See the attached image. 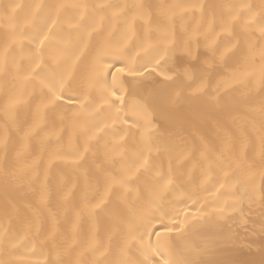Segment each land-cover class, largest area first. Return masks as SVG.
<instances>
[{
    "label": "snow or ice",
    "instance_id": "6c2138e0",
    "mask_svg": "<svg viewBox=\"0 0 264 264\" xmlns=\"http://www.w3.org/2000/svg\"><path fill=\"white\" fill-rule=\"evenodd\" d=\"M0 264H264V0H0Z\"/></svg>",
    "mask_w": 264,
    "mask_h": 264
},
{
    "label": "bare ground",
    "instance_id": "6f19581e",
    "mask_svg": "<svg viewBox=\"0 0 264 264\" xmlns=\"http://www.w3.org/2000/svg\"><path fill=\"white\" fill-rule=\"evenodd\" d=\"M22 2H26V0H22ZM194 110H195V108H194Z\"/></svg>",
    "mask_w": 264,
    "mask_h": 264
}]
</instances>
